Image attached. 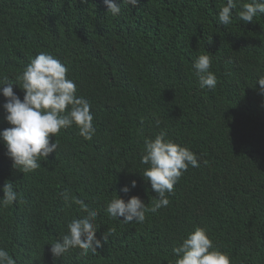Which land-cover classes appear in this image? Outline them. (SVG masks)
Segmentation results:
<instances>
[{
	"label": "trees",
	"instance_id": "trees-1",
	"mask_svg": "<svg viewBox=\"0 0 264 264\" xmlns=\"http://www.w3.org/2000/svg\"><path fill=\"white\" fill-rule=\"evenodd\" d=\"M117 3L113 16L104 0H0V80L19 83L31 59L52 54L89 101L96 129L91 140L75 125L62 129L51 138L56 152L28 174L13 168L0 142V198L6 182L18 193L0 207V247L16 264H175L173 247L199 227L231 264H264V15L225 26L217 15L226 0ZM202 54L212 58L214 90L199 87L193 62ZM4 102L0 94V130L10 127ZM162 131L193 151L199 167L143 223L110 217L117 195L157 202L140 161L145 139ZM132 180L137 186L121 191ZM75 200L99 213L98 238L114 232L95 254L77 248L54 261L50 244L86 215Z\"/></svg>",
	"mask_w": 264,
	"mask_h": 264
},
{
	"label": "clouds",
	"instance_id": "clouds-1",
	"mask_svg": "<svg viewBox=\"0 0 264 264\" xmlns=\"http://www.w3.org/2000/svg\"><path fill=\"white\" fill-rule=\"evenodd\" d=\"M88 3V0H81ZM132 7L140 0H121ZM107 13L113 16L121 12V3L117 0H104ZM236 9V15L233 14ZM239 9V10H238ZM258 15H264V0H226L219 8L218 22L229 26L235 16L245 23L254 22ZM211 41V40H210ZM212 58L199 55L193 62L199 77V87L214 90L217 76L211 69ZM67 67L55 56L41 52L31 59L22 74L15 79L19 83L4 78L0 80V94L5 98L2 107L5 120L10 125L0 130V142H3L5 155L12 161L13 168L23 174L36 171L41 167L40 158L48 159L56 152L58 144L51 138L73 125L79 128V135L91 140L96 132L93 125L94 116L89 101L77 96L76 83L67 77ZM258 94L264 95V76L258 78ZM13 85L23 90V99L14 91ZM159 125V121H157ZM166 132H160L154 139L146 138L141 153V164L148 165L142 176L150 182L151 189L157 194V202L149 207L138 196H132L127 202L119 195L111 199L106 211L110 217L124 223H143L146 213H156L160 208L170 204L169 197L174 194L175 185L189 167H199L197 155L189 148L166 138ZM137 186L132 180L121 191L128 193ZM3 197L0 207H7L17 201L18 193L12 182H6L2 188ZM65 202L69 201L67 192L62 193ZM86 213L82 218L72 219L68 233L62 235L49 249L54 261L59 260L73 249H79L81 256L108 243L114 229H107L100 238L97 237V210L89 208L82 200H75ZM176 256L175 264H231V258L224 252L215 250L213 241L204 228H196L183 239L179 246L172 249ZM0 264H16L13 256L0 247Z\"/></svg>",
	"mask_w": 264,
	"mask_h": 264
}]
</instances>
